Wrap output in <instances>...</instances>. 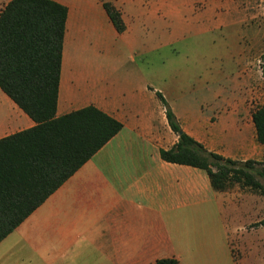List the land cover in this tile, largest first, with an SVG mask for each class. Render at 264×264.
<instances>
[{
	"label": "crops",
	"instance_id": "crops-1",
	"mask_svg": "<svg viewBox=\"0 0 264 264\" xmlns=\"http://www.w3.org/2000/svg\"><path fill=\"white\" fill-rule=\"evenodd\" d=\"M10 1L0 0V12ZM52 1L68 9L57 117L95 106L124 127L0 243V264H155L166 258L180 264H264V199L240 188L217 192L204 170L160 155L178 136L162 104L148 103V95L160 91L141 79L135 51L144 44L136 35L179 7L164 0H107L126 24L118 34L100 0ZM228 6L236 15L228 23H258V16L245 15L235 2ZM104 27L115 53L97 55ZM174 36L166 42L150 38L151 51L171 46ZM258 56L254 44L242 51L245 81L218 114L193 105L178 110L163 93L184 132L207 151L239 162L264 161L251 107L260 85ZM34 126L0 90V139ZM254 223L258 227L250 228Z\"/></svg>",
	"mask_w": 264,
	"mask_h": 264
},
{
	"label": "trees",
	"instance_id": "trees-1",
	"mask_svg": "<svg viewBox=\"0 0 264 264\" xmlns=\"http://www.w3.org/2000/svg\"><path fill=\"white\" fill-rule=\"evenodd\" d=\"M118 34L122 13L100 0ZM68 9L52 0H11L0 12V90L35 126L0 139V243L90 161L124 125L95 106L57 117ZM150 90H152L150 88ZM168 125L178 136L168 163L204 170L217 192L234 185L264 193V167L209 152L182 129L160 92ZM264 145V102L252 115ZM155 264H180L166 258Z\"/></svg>",
	"mask_w": 264,
	"mask_h": 264
},
{
	"label": "rangeland",
	"instance_id": "rangeland-1",
	"mask_svg": "<svg viewBox=\"0 0 264 264\" xmlns=\"http://www.w3.org/2000/svg\"><path fill=\"white\" fill-rule=\"evenodd\" d=\"M164 2L166 6L179 7L178 12L174 16H166L161 22L150 23L147 26L149 30L144 33L137 32L136 35L143 39L144 44L135 51L136 56L142 60L140 72L143 83L147 82L157 88L162 95H170L171 105L178 110L193 105L195 109H200L207 115L218 114L223 108L224 100L234 97L230 95L245 81L246 65L241 62L239 56L245 48L254 44L255 52L259 54L254 63V71L260 85L251 101V107L252 111L259 108L264 102V0ZM229 2H235L245 15L258 16V23L255 20V24L250 25V28L245 25H233L231 21L228 23L231 16H236L234 9L228 6ZM173 32L175 36L171 46L151 51L149 41L159 38L165 39L166 42ZM101 39L102 45L96 54H114L115 44L113 39H110L106 27L101 30ZM79 54L86 53L81 49ZM131 67L132 65L128 64L127 69L132 70ZM242 71L245 73L243 76ZM161 75L170 79L162 80ZM217 94L221 99L216 98ZM159 102L156 96L148 95L150 107ZM254 162L259 163L257 170L264 167V161ZM258 180L264 185V180ZM234 188H240L245 193H252L264 199V193L242 188L239 184L228 188L227 191ZM253 227L258 225L254 223L250 228Z\"/></svg>",
	"mask_w": 264,
	"mask_h": 264
}]
</instances>
